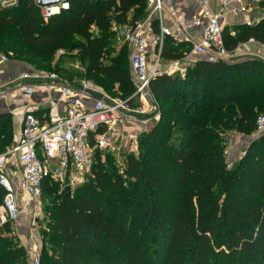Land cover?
<instances>
[{
    "label": "trees",
    "instance_id": "16d2710c",
    "mask_svg": "<svg viewBox=\"0 0 264 264\" xmlns=\"http://www.w3.org/2000/svg\"><path fill=\"white\" fill-rule=\"evenodd\" d=\"M146 15L147 0H70L43 23L33 2L21 0L0 7V50L43 63L76 48L83 68L77 76L117 85L126 99L134 92L128 46L115 50L111 26ZM222 35L229 51L250 39L264 45V15ZM167 43L162 58L183 56ZM149 90L158 120L140 134L138 155H126L122 172L96 148L90 174L73 192L43 180L48 221L40 264H264V133L230 169L222 139L230 130L255 129L264 111V60L198 59L183 78L158 75ZM6 117L0 115V152L9 147ZM3 196L0 189V203ZM9 229L7 222L0 232V264H25L26 249L5 236Z\"/></svg>",
    "mask_w": 264,
    "mask_h": 264
},
{
    "label": "built area",
    "instance_id": "2783aa9c",
    "mask_svg": "<svg viewBox=\"0 0 264 264\" xmlns=\"http://www.w3.org/2000/svg\"><path fill=\"white\" fill-rule=\"evenodd\" d=\"M30 1L39 10L43 23H47L60 10L67 9L70 2ZM171 1L147 0L145 18L134 23L112 22L115 45L126 44L129 50V76L134 92L126 99L110 97L87 79L70 87L62 82L55 71L36 70L22 74L17 88L27 101L35 94L37 83L44 79L47 80V89H57L59 92L58 95L48 94L47 110H43L40 102H26L17 142L0 152V189L4 191L0 203V232L5 223L15 221L24 209L32 207L33 212H36V208L40 210L42 182L46 177L59 182L61 190L68 186L70 191L87 179L94 160V149L110 146L111 135L108 133L125 117L126 111H131L130 99L140 100V112L148 114L151 110H157L155 114H158V109L146 98L152 79L161 74H178L183 78L190 65L188 53L208 55L209 61L225 59L229 55L222 35L221 13L210 9L209 0H200L199 9L189 15L172 10V30L164 24L165 8H170ZM260 1L264 0H222L224 4H237L238 10L244 14L250 13L252 4ZM260 19L259 16H250L244 23L253 25ZM154 21L157 30L153 26ZM186 32V41L191 44L189 52L163 66L161 50L164 39L171 36L178 40V36ZM8 60V54L0 50V65ZM79 86L101 97L84 94ZM2 94L0 90V96ZM85 100L91 103L86 105ZM60 104L64 107L63 112L59 111ZM144 119L148 121V117ZM100 128L103 131L97 132ZM255 129L264 132V114L256 119ZM92 133L93 144L89 138ZM10 164L16 167L18 177L7 174L6 168ZM38 251L31 259L32 264H39Z\"/></svg>",
    "mask_w": 264,
    "mask_h": 264
},
{
    "label": "rangeland",
    "instance_id": "374dc122",
    "mask_svg": "<svg viewBox=\"0 0 264 264\" xmlns=\"http://www.w3.org/2000/svg\"><path fill=\"white\" fill-rule=\"evenodd\" d=\"M21 3V0H0V7H7V6H19ZM264 13V9H263ZM264 15V14H263ZM129 23V22H128ZM233 27L231 25L226 26L224 29L226 31H229V29ZM236 27H233V30H235ZM172 30V29H171ZM93 32L95 33V28L93 29ZM111 43L115 46V50L119 51L122 47L126 46V44L121 45H115V41L112 39ZM229 51V57L231 61H241L240 55L234 56V52ZM9 59L14 60H20L25 62L28 66L31 68H39L44 69L48 72L54 71V69L58 66L62 71H69L70 74L76 75L74 77L69 78V80H77L78 84H80L84 79H80V74H82L83 68L77 63L76 56H77V49H59L56 51L54 58L51 62H37V61H29L25 59H20L17 57L13 52H10L8 54ZM129 57V50L127 53V61ZM19 58V59H18ZM229 60V61H230ZM78 75V76H77ZM60 79H63V77L66 76L61 73L58 75ZM92 82L93 85L98 86L102 89L103 92L107 93L110 97H120V95L117 92V85L114 86V88L108 89L105 86H102L101 84L94 83L91 79H87ZM139 106H141L140 100L137 98H134L131 101V105H129L131 111H126L125 117L120 121H124L125 124H127V128L119 129L116 127L115 131L110 136L111 138V144L110 146L106 148H100L101 150V158L103 159L105 156V153H109L113 157V161L120 172L123 171L124 163L126 155L129 153H133L135 155H138V137L140 134L147 132L150 130L153 126H151L150 129H148L146 126H141L138 128H135L138 126L140 121H144L148 115L154 114L157 110H151L148 112V114H144L139 111ZM158 109V108H157ZM264 114L263 112H260L256 119ZM118 122V123H120ZM256 123V121H255ZM118 126V124L116 125ZM264 132H258L256 129H253V131L249 134H243L236 130H230L223 134V146H224V155H225V162L227 163V168L230 169L234 165H236L245 154L247 148L254 140H258L260 136H263ZM98 149V148H97ZM95 151V149H94ZM93 151V153H94ZM250 182V181H248ZM59 185V188L61 187L60 183L57 182ZM76 188V187H75ZM72 191V190H71ZM73 192V191H72ZM70 192V193H72ZM46 199L41 198L40 201V210L36 208V212L32 211V207L24 209L18 218L10 223V229L9 231L5 232V236L13 239L15 243H18L19 245H22L26 249L27 253V259L25 264H32V258L37 253V250H39V264H40V258H41V248L43 243V230H45L48 216L45 212L44 205H45ZM18 224V225H17ZM20 225V226H19ZM18 229L20 232H18ZM22 229V230H21ZM23 231V232H22ZM20 235H23L25 238L21 241ZM33 239V248L30 250L29 247H26V241ZM24 243V244H23Z\"/></svg>",
    "mask_w": 264,
    "mask_h": 264
},
{
    "label": "crops",
    "instance_id": "0c3cea01",
    "mask_svg": "<svg viewBox=\"0 0 264 264\" xmlns=\"http://www.w3.org/2000/svg\"><path fill=\"white\" fill-rule=\"evenodd\" d=\"M200 5H201L200 0H172L170 8H165L164 24L167 27H170V29H174V20L172 19L170 13L172 10H175L177 13L189 15L190 13L197 11ZM209 7L213 12L221 13V22L223 29L228 25L236 27L237 25L244 23L245 19H248V17L250 16H259L261 18L263 17L264 14L263 8L259 5V2L252 4L251 12L248 14L247 13L244 14L241 11H239L237 4L235 3L224 4L222 0H209ZM233 27L229 29L231 34H234ZM197 32H199V30ZM166 38L169 41V43L166 44L167 50L172 51V53L183 54L182 57H184L189 52L190 50L189 48H191V46L186 44L188 43V41H186V38H188L187 32L179 35L178 40L176 39L174 40L173 37L171 36H168ZM235 49L236 51L234 52L233 55L234 56L240 55L241 61L251 58H259L263 60L264 58V45L253 39L238 44ZM227 57L224 60H230V58ZM150 58H152V56H150ZM187 59L191 65L194 61L198 59L209 60L210 58L208 57V55H196V54L188 53ZM171 60L173 59L162 58L161 64H163L164 66L167 62ZM34 71H36L35 68H31L25 62L20 60L9 59L6 63L0 65V90L3 92V94L0 96V115L7 116L6 117L7 126L4 134L8 137L9 146L15 144L18 140L20 134V127H21L20 121L25 110L24 105L26 104V102H40L42 103L41 105L43 110H47L46 101L48 100L47 99L48 94L50 93L52 95H58L59 92L57 89H51V90L47 89L45 85L47 84V80L44 79L37 83L38 86L36 87L35 94L30 100L27 101L26 98L22 95L21 91L17 88V84L19 83L23 73L34 72ZM59 74L60 73L58 72V75ZM68 75L70 77L66 76V79L65 77H63V79H61L62 82L64 84L69 85L70 87L77 86L75 85L76 83H78L77 80L75 81L69 80V78L74 77L76 75L70 73ZM85 103L86 105H89L91 101L85 100ZM63 110L64 107L62 104H60L59 111L63 112ZM147 117H148V121H140V123H138L139 125L136 126L135 128L146 126L148 129H150L151 126H153L158 120V114L155 113L150 114ZM117 124L118 126H116ZM117 124L108 133L109 136L112 135L116 127L119 129H122L123 127L127 128L126 126L127 124H125L124 121ZM6 171L7 174L9 175H15L17 177L19 176L17 169L13 164L8 165ZM18 232H20L19 229ZM20 237H21V241L25 238L23 235H20ZM32 244H33V239H30L26 241L25 245L26 247H29L28 249L31 250L33 248Z\"/></svg>",
    "mask_w": 264,
    "mask_h": 264
},
{
    "label": "water",
    "instance_id": "95a60500",
    "mask_svg": "<svg viewBox=\"0 0 264 264\" xmlns=\"http://www.w3.org/2000/svg\"><path fill=\"white\" fill-rule=\"evenodd\" d=\"M135 27H136V25H135ZM134 27V28H135ZM133 28V29H134ZM79 89L84 93V94H87V95H89V96H91V97H94V96H98V97H101V95H98L96 92H94V91H92V90H90V89H88V88H85V87H82V86H79ZM146 98H147V100L157 109L158 108V106H157V103H156V101H155V99H154V97H153V95H152V93L150 92V90H148L147 92H146ZM64 190H65V192L66 193H68L69 192V187L68 186H66L65 188H64Z\"/></svg>",
    "mask_w": 264,
    "mask_h": 264
}]
</instances>
